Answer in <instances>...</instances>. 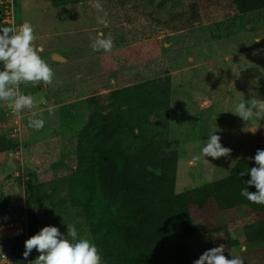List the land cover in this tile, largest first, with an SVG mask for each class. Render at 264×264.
<instances>
[{
  "label": "rangeland",
  "instance_id": "374dc122",
  "mask_svg": "<svg viewBox=\"0 0 264 264\" xmlns=\"http://www.w3.org/2000/svg\"><path fill=\"white\" fill-rule=\"evenodd\" d=\"M101 18L107 20L106 26L99 23ZM16 20L33 25L35 36H39L34 44L43 45L42 57L54 76L51 83L41 81L33 88L43 94V106L24 109L23 132L16 138L23 152L0 151V197L18 193L24 201L17 206L9 203L7 209L0 204V224L16 218L25 206L29 210L34 203L25 183L65 175L76 167L72 150L75 140L69 134L58 135L52 125L55 106L167 71L175 72V110L170 125L172 140L179 142L172 145L179 154L176 189L182 192L228 177L238 160L253 157L257 130H249L258 129L261 120L247 122L228 110L240 100L264 99V9L240 15L234 11L232 0H91L65 6H57L53 0H19ZM0 27L7 25L0 22ZM101 32L114 38L112 51L92 50L91 44ZM55 53L67 61L58 62ZM225 55H234V63L223 68ZM20 87L26 95L33 86L26 82ZM211 100L213 106L209 105ZM1 106L3 126L6 116ZM33 111L45 121L39 130L29 126ZM216 127L222 145L232 152L229 157L205 158L201 149L207 134ZM9 131L10 127L3 126L0 140ZM196 137L203 139L202 143H195ZM64 156L67 167L51 169V164ZM193 157H199L195 163ZM21 177L23 184L18 181ZM35 211L46 225H55L61 232L67 231V223L74 225L80 237L92 241L90 233L76 222L47 215L37 207ZM230 234L240 239L244 231L235 227ZM29 237L30 231L26 238L0 240V253L11 257L5 264H34L39 255L35 249L27 260L11 252ZM228 237L226 232H219L187 238L193 262L206 250L222 244L226 258L232 255L243 264H264V250L245 255L246 246H232Z\"/></svg>",
  "mask_w": 264,
  "mask_h": 264
},
{
  "label": "trees",
  "instance_id": "16d2710c",
  "mask_svg": "<svg viewBox=\"0 0 264 264\" xmlns=\"http://www.w3.org/2000/svg\"><path fill=\"white\" fill-rule=\"evenodd\" d=\"M83 1L91 0L53 3ZM232 4L240 15L264 9V0ZM99 92L52 110L57 134L75 140L76 167L38 183L18 180L34 199L28 210L30 236L46 225L38 220L37 207L85 228L102 264H193L187 238L201 233L226 232L232 246H246L245 255L264 250V205L240 194L250 179L241 173L255 166L252 158L264 149V120L251 159L238 160L228 177L179 192V154L172 150L179 142L172 140L170 125L171 72ZM20 147L8 133L1 137L0 151L13 153ZM65 159L52 163L51 169L67 167ZM249 191L256 189L249 186ZM0 198L4 209L24 202L18 193ZM235 227L243 229L242 238H232ZM23 251L24 245L11 250L16 256Z\"/></svg>",
  "mask_w": 264,
  "mask_h": 264
},
{
  "label": "clouds",
  "instance_id": "9594fccd",
  "mask_svg": "<svg viewBox=\"0 0 264 264\" xmlns=\"http://www.w3.org/2000/svg\"><path fill=\"white\" fill-rule=\"evenodd\" d=\"M96 7L100 9L102 6L97 2ZM99 23L106 26L107 20L101 18ZM35 40V30L29 22L18 27H0V101L5 102L17 116H21L25 108H32L35 102L33 95L22 94L19 86L26 82L32 86L41 81L51 83L54 76V70L42 57L45 51L43 45H35ZM114 46V38L110 35L105 37L103 32L91 44L94 52H110ZM228 111L247 122L264 120V99L240 100ZM44 124V119L33 111L29 126L39 130ZM256 130L249 131L255 133ZM218 133L216 127L207 134L206 143L201 149L205 158L230 156L232 149L222 145V137ZM198 158L193 157L192 162L195 163ZM252 159L255 166L241 173L242 176L248 174L250 179L245 181L247 187L241 189L240 194L250 202L264 205V149H257ZM249 186H254L256 191H249ZM33 249L39 253L34 264H102L97 245L86 237H80L77 228L68 223L66 232H61L55 225H45L26 239L22 253L25 260ZM193 264H243V261L232 255L230 259L226 258L224 245L221 244L206 250Z\"/></svg>",
  "mask_w": 264,
  "mask_h": 264
},
{
  "label": "built area",
  "instance_id": "2783aa9c",
  "mask_svg": "<svg viewBox=\"0 0 264 264\" xmlns=\"http://www.w3.org/2000/svg\"><path fill=\"white\" fill-rule=\"evenodd\" d=\"M18 2L17 0H0V22L9 26H20L23 23H19L16 20V10ZM21 92V87L19 86ZM5 121L3 126L10 127L9 136L11 138L20 137L23 132V118L24 110L21 116H17L13 111L7 107L4 102ZM3 126L0 124V135L2 134ZM20 149L23 152V145L21 143ZM18 151V150H17ZM27 205V204H26ZM24 211V212H23ZM22 213L7 221L5 224H0V240H6L9 238H26L29 234V220H28V207L25 206ZM11 261L10 255L7 253H0V264L9 263Z\"/></svg>",
  "mask_w": 264,
  "mask_h": 264
},
{
  "label": "water",
  "instance_id": "95a60500",
  "mask_svg": "<svg viewBox=\"0 0 264 264\" xmlns=\"http://www.w3.org/2000/svg\"><path fill=\"white\" fill-rule=\"evenodd\" d=\"M54 58L58 61V62H66L67 58H65L64 56L55 53L54 54ZM34 88V86L32 87V89ZM28 95H33L34 98V106L36 107H41L44 104V96L41 92H37V91H33L31 93H29Z\"/></svg>",
  "mask_w": 264,
  "mask_h": 264
},
{
  "label": "crops",
  "instance_id": "0c3cea01",
  "mask_svg": "<svg viewBox=\"0 0 264 264\" xmlns=\"http://www.w3.org/2000/svg\"><path fill=\"white\" fill-rule=\"evenodd\" d=\"M36 37H39V36H36ZM233 57H234V55H225L224 57H223V60L225 61V64L222 66L223 68L225 67V65H227V64H232V62H233ZM236 57V56H235ZM237 58V57H236ZM205 63H207V62H205ZM211 63H215V62H211ZM234 63V62H233ZM232 66V65H231ZM171 72V74L172 75H174V70H171L170 71ZM213 104H214V102H213V100H211V101H209V105H211V106H213ZM174 110H175V106H174V103L172 102V113H171V115L173 116V114H174ZM202 141H203V139H201V138H195L194 139V142L195 143H202Z\"/></svg>",
  "mask_w": 264,
  "mask_h": 264
},
{
  "label": "flooded vegetation",
  "instance_id": "af4514ba",
  "mask_svg": "<svg viewBox=\"0 0 264 264\" xmlns=\"http://www.w3.org/2000/svg\"><path fill=\"white\" fill-rule=\"evenodd\" d=\"M32 92H33V89H32Z\"/></svg>",
  "mask_w": 264,
  "mask_h": 264
}]
</instances>
